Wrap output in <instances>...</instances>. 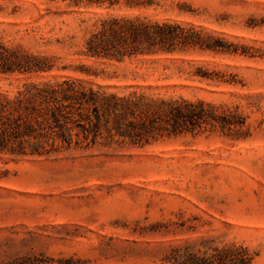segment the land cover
<instances>
[{
    "label": "rangeland",
    "instance_id": "374dc122",
    "mask_svg": "<svg viewBox=\"0 0 264 264\" xmlns=\"http://www.w3.org/2000/svg\"><path fill=\"white\" fill-rule=\"evenodd\" d=\"M108 17L177 23L231 47L122 63L84 57L86 38ZM0 42L67 68L43 78H80L118 94L143 89L245 118L235 138L205 131L143 147L1 158L0 264H165L170 248L205 239L242 244L264 264V0H0ZM79 65L92 75L74 72ZM205 72L213 79L197 76ZM26 80L0 75V90Z\"/></svg>",
    "mask_w": 264,
    "mask_h": 264
},
{
    "label": "trees",
    "instance_id": "16d2710c",
    "mask_svg": "<svg viewBox=\"0 0 264 264\" xmlns=\"http://www.w3.org/2000/svg\"><path fill=\"white\" fill-rule=\"evenodd\" d=\"M71 2L75 6H102L104 0ZM141 4L134 2L135 6ZM230 47L219 37L177 23L108 17L100 20L98 27L88 35L82 55L122 63L190 50L227 52ZM55 70L67 68L58 69L54 58L41 52L0 42V75L27 78L11 93L0 90V159L50 157L95 146L143 147L159 139L205 131H219L232 138L243 132L245 118L235 111H220L219 107L202 101L165 98L143 89L122 94L94 89L80 78H43ZM73 71L92 75L85 65ZM197 76L213 79L206 72ZM7 173L0 170V180ZM254 258L242 244L218 245L215 240L205 239L170 248L163 262L253 264Z\"/></svg>",
    "mask_w": 264,
    "mask_h": 264
}]
</instances>
